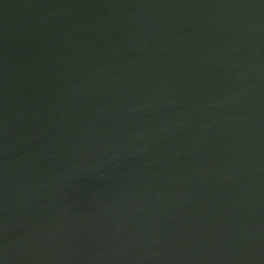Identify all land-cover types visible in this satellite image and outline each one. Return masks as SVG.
<instances>
[{
	"label": "water",
	"instance_id": "1",
	"mask_svg": "<svg viewBox=\"0 0 264 264\" xmlns=\"http://www.w3.org/2000/svg\"><path fill=\"white\" fill-rule=\"evenodd\" d=\"M0 264H264V0H0Z\"/></svg>",
	"mask_w": 264,
	"mask_h": 264
}]
</instances>
